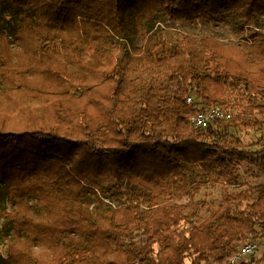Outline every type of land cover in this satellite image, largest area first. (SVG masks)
<instances>
[{
  "label": "trees",
  "instance_id": "obj_1",
  "mask_svg": "<svg viewBox=\"0 0 264 264\" xmlns=\"http://www.w3.org/2000/svg\"><path fill=\"white\" fill-rule=\"evenodd\" d=\"M2 2L24 13L14 55L6 43L0 48L1 61L16 60L1 71L8 90L0 95V183L8 187L7 218L15 226L11 261L227 264L248 233L264 234V185L227 198L189 228L190 215L171 195L186 180L182 167L210 173L248 159L264 162V149H245L225 121L194 128L187 101L192 95L202 108L226 105L240 93L247 101L231 121L260 126L264 33L235 46L190 36L152 46L149 35L156 15L229 17L244 30L264 17V0ZM133 17L145 43L122 60L113 40ZM120 190L123 208L86 202ZM30 198L42 215L32 213ZM244 200L243 209L233 208Z\"/></svg>",
  "mask_w": 264,
  "mask_h": 264
},
{
  "label": "rangeland",
  "instance_id": "obj_2",
  "mask_svg": "<svg viewBox=\"0 0 264 264\" xmlns=\"http://www.w3.org/2000/svg\"><path fill=\"white\" fill-rule=\"evenodd\" d=\"M23 16L22 9L15 8L8 2L0 4V34L3 35H0L3 38L0 39V48L4 49V44L6 43L9 46L8 50H11L13 55L14 51L18 48L15 37ZM136 24V19L133 17L129 29L121 32L113 40V48L122 60L126 52H138L144 46L145 42L140 37ZM256 32L264 33V17L255 18L248 28L245 27L242 30L241 24L229 17L221 21L199 19L191 22L185 19H171L165 15H156L150 22L149 35L151 36L152 46L156 45L159 41H166L172 47L186 36L195 38L213 37L226 45L235 46L243 44L246 39L251 40V36ZM1 60L0 95L8 90L1 71L5 67L11 70L16 64V60L12 56L10 58L5 57L4 61ZM240 100L246 102L247 97L237 93L226 104L235 108L237 114L235 117L242 113L239 107ZM249 118L250 115L244 116V120H249ZM226 123L229 125L232 136L240 139L245 149L251 152H259L264 149V122L258 127L244 125L241 121H226ZM231 142L233 141L231 140ZM182 168L186 180L181 187L172 190L171 195L172 200L182 205L190 215V223L186 225L187 228L198 225L208 216L217 212L222 208L227 198L236 196L253 187L264 185V162L261 161L255 162L248 159L236 163L229 170L217 168L214 172L210 173L205 172L197 165ZM86 202H89L94 208L97 207L99 202H102V205L123 208L127 202V195L122 190L110 191L106 192V194H101L100 197H96L95 195L88 196L86 197ZM29 203L32 206L31 209L34 215H42V210L34 198H30ZM246 203L247 200H244L240 204H234L233 208L239 206L243 209ZM10 207L11 200L8 194V187L5 183H0V264H15L9 258L10 243L15 233V226L7 218V211ZM143 207H147V203H143ZM250 234H247L245 240ZM260 239L264 242V235ZM245 240H241L237 248ZM263 254L264 252L260 249L251 257H255L256 260L261 259L262 261L264 259L262 257ZM208 264L218 263L212 261Z\"/></svg>",
  "mask_w": 264,
  "mask_h": 264
},
{
  "label": "built area",
  "instance_id": "obj_3",
  "mask_svg": "<svg viewBox=\"0 0 264 264\" xmlns=\"http://www.w3.org/2000/svg\"><path fill=\"white\" fill-rule=\"evenodd\" d=\"M187 101L194 105V112L190 116V123L196 129H206L212 124H219L222 121H231L237 115L235 108L231 105L214 104L202 108L196 99L189 95ZM264 234L255 237L250 234L247 239L239 245L235 255L228 264H241L249 257L254 256L260 249L264 252V242L260 239ZM262 247V248H261ZM264 257V254L262 255Z\"/></svg>",
  "mask_w": 264,
  "mask_h": 264
}]
</instances>
